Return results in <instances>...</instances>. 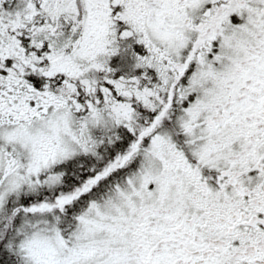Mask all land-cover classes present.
<instances>
[{
	"label": "snow or ice",
	"instance_id": "6c2138e0",
	"mask_svg": "<svg viewBox=\"0 0 264 264\" xmlns=\"http://www.w3.org/2000/svg\"><path fill=\"white\" fill-rule=\"evenodd\" d=\"M0 264H264V0H0Z\"/></svg>",
	"mask_w": 264,
	"mask_h": 264
}]
</instances>
